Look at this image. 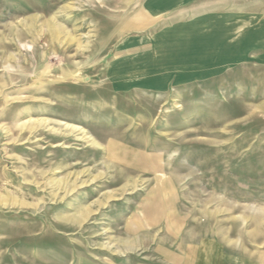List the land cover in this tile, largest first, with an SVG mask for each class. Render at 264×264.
Segmentation results:
<instances>
[{"label":"rangeland","instance_id":"1","mask_svg":"<svg viewBox=\"0 0 264 264\" xmlns=\"http://www.w3.org/2000/svg\"><path fill=\"white\" fill-rule=\"evenodd\" d=\"M222 9L241 63L119 91L166 84L152 47L110 70L156 27L141 0H0V264H264V0Z\"/></svg>","mask_w":264,"mask_h":264},{"label":"crops","instance_id":"2","mask_svg":"<svg viewBox=\"0 0 264 264\" xmlns=\"http://www.w3.org/2000/svg\"><path fill=\"white\" fill-rule=\"evenodd\" d=\"M224 1L225 0H141V9L143 8L147 13L158 20L157 24H155L156 27H146L135 33L133 37L124 39L122 42V56L118 61L113 62L110 70H112L117 63L121 62H126L128 65L136 64L135 67L137 65L140 66L141 57L137 55L134 50L139 49L143 52L145 47H152L154 50L153 53L156 54V52H159L160 57H162V60H160L162 62L156 63V66L158 67L157 69H160V74L163 76L161 81H165L166 84L163 87L156 88L137 87L135 83L146 81L144 77L141 78L144 73L138 72L132 74V76L129 74V76H125L126 74L123 73L121 74L123 76H119L110 71L113 87L119 91L133 88L142 91L160 92L168 90V88L174 87L175 85L209 79L210 76L222 71L225 67L235 66L241 63V61L247 57L241 39L242 21L238 18L241 13L232 9H222V3ZM229 18H233L232 22H228L230 24H235L233 28L228 25L225 26V21ZM203 24H205V26ZM225 32L231 34V37H234L232 48L233 46H235L234 49L238 48L242 54L244 53L243 57L242 54L232 53L230 54L231 60H224L221 58L225 48H227L225 47L226 41L221 35ZM197 35H202L204 38L199 40ZM251 36L253 37L252 34ZM250 38L248 36L246 37L247 42L244 43L245 45H253V38ZM249 40H251L252 43H249ZM214 50L217 52H214ZM199 53H203V57L205 58L202 60L198 59L197 55H199ZM205 54L208 55L206 56ZM210 55H214L213 58H210ZM238 55L240 56L236 58ZM165 56H170V59H167ZM184 57H189L190 60L181 61ZM142 66H146V64L144 63L140 67ZM119 77H123V82H125L126 85L125 87H118L115 85L117 82L116 78ZM140 79L142 80L139 81ZM153 204L156 211L154 215L160 216L163 214L162 210H165L163 208L165 206L164 202L154 199ZM205 249L206 251L209 250L215 253L211 246L207 245L203 251ZM200 253L202 254L201 251ZM194 255L197 256L196 264L205 263L201 259L202 256L196 253V251H192L187 264H192ZM210 259L211 255H209V260L207 259L208 263L206 262L205 264H211Z\"/></svg>","mask_w":264,"mask_h":264},{"label":"bare ground","instance_id":"3","mask_svg":"<svg viewBox=\"0 0 264 264\" xmlns=\"http://www.w3.org/2000/svg\"><path fill=\"white\" fill-rule=\"evenodd\" d=\"M203 25H204V24H203ZM225 29H226V28H225ZM230 35H231V34H230ZM232 40H233V39H232ZM237 49H238V48H237ZM231 51H232V49H231ZM229 52H230V51H229ZM229 52H228V53H229ZM233 53H234V52H233ZM152 54H153V53H152ZM235 54H236V53H235ZM143 56H144V55H143ZM144 57H145V56H144ZM117 64H118V63H117Z\"/></svg>","mask_w":264,"mask_h":264}]
</instances>
